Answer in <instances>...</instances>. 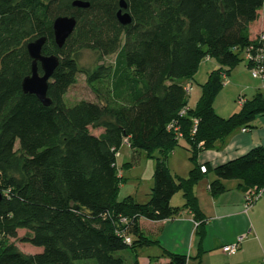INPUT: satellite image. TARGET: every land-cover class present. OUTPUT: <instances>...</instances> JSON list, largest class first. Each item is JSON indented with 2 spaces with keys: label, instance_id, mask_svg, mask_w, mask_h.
<instances>
[{
  "label": "trees",
  "instance_id": "trees-1",
  "mask_svg": "<svg viewBox=\"0 0 264 264\" xmlns=\"http://www.w3.org/2000/svg\"><path fill=\"white\" fill-rule=\"evenodd\" d=\"M73 1L0 0V264L86 259L125 264L117 251L159 242L143 234L141 217L163 220L185 208L201 228L194 187L205 173L198 154L236 129L252 126L264 113L263 92L245 99L228 117L214 108L224 77L241 61L251 66L247 54L260 42L258 36L250 38L249 25L264 10V0H125L132 17L126 25L117 18L120 0H84L86 8ZM58 16L77 20L62 47L53 29ZM42 36V52L59 57L47 90L50 105L22 88L32 69L27 44ZM83 49L114 58L89 70L79 64ZM205 57L219 67L210 71L199 99L189 105L183 81L193 82ZM79 73L85 74L95 100L68 106L64 96ZM171 123L175 128H169ZM91 127L103 131L96 135ZM125 140L156 160L150 197L143 203L132 195L119 197L123 175L117 152ZM180 146L193 162L187 177L173 174L167 164ZM213 172V194L225 190V179L240 180L246 190L263 188L264 145ZM178 191L185 199L181 206L171 204ZM20 229L27 231L21 240L41 249L20 251L11 241ZM126 236L134 237L131 244ZM164 253L168 261L162 264H188L186 254ZM132 264H139L137 257Z\"/></svg>",
  "mask_w": 264,
  "mask_h": 264
},
{
  "label": "crops",
  "instance_id": "crops-1",
  "mask_svg": "<svg viewBox=\"0 0 264 264\" xmlns=\"http://www.w3.org/2000/svg\"><path fill=\"white\" fill-rule=\"evenodd\" d=\"M261 31H264L263 9L259 10L258 18L249 25L250 38H256ZM211 59L208 61H212ZM214 62L216 64L207 71L205 81L210 71L219 67L218 63ZM189 83H185L189 88L187 94L192 95L193 88H190ZM224 86L225 91L233 90L235 96L233 100H226L227 96L225 99L215 98L214 108L223 117H228L240 109L242 104L235 103L238 95H243L247 99L256 93H264V81L251 75L246 60L241 61L228 76L224 77ZM195 94L198 100L201 88L199 92L195 90ZM189 105L193 104L189 103ZM98 129V132L93 133L99 135L103 131L102 128ZM258 145H264V113L258 115L253 125L246 130L240 127L224 142H218L214 148L201 151L197 156V164H205L207 172L195 185L194 193L203 213L204 224L200 228L193 212L187 208L181 210L178 215L163 220L141 217L138 224L143 234L159 242L133 249L130 264L135 257L139 264H148L151 257L155 258L156 264H162L168 261L164 250L186 254L189 256L188 264H264V187L259 198L246 212L243 210L246 189L240 180H223L225 190L218 194H213L210 187L211 182L216 178L214 167L242 156ZM176 150L175 148L169 155L167 164L173 174L187 177L193 163L186 164L183 159L180 161L178 158L180 155ZM150 192L151 189L146 192V199L129 195L143 203L148 201ZM184 203L182 191L175 193L171 199V204L175 206ZM238 235H244L239 250L233 254L225 253L222 249L223 245L233 242Z\"/></svg>",
  "mask_w": 264,
  "mask_h": 264
},
{
  "label": "rangeland",
  "instance_id": "rangeland-1",
  "mask_svg": "<svg viewBox=\"0 0 264 264\" xmlns=\"http://www.w3.org/2000/svg\"><path fill=\"white\" fill-rule=\"evenodd\" d=\"M113 58L114 55L100 57L96 51L83 49L81 51L79 64L83 68L93 70L100 64H108L112 62ZM208 59L210 60L211 58L205 57L201 62L193 82L189 83L190 81H183V83H189L190 88H193L192 95L187 96L188 102L192 103L193 105L197 101L195 90L196 92H199V84L205 81L207 71L212 69L214 64H216L214 59H211L212 61H208ZM217 96V99L222 97L225 99L227 96L226 100H233L235 93L230 89L225 91L224 86ZM81 99L95 100V94L88 86L84 73H79L77 82L68 89L66 95L64 96V100L68 106L74 105ZM235 103L240 105L239 95L236 98ZM98 130V128L91 127L92 132H98ZM122 146L123 147H120L117 152V165L119 166V171L121 170L120 173L123 175L119 197L124 198L129 194H133L137 198L146 199L145 194L147 191H150L153 185V172L156 160L145 150H139L135 152V150L133 151L131 148H129V145L125 142L122 144ZM176 149L178 155H180V157H178L180 161L183 159L186 164L187 162L193 163L190 160L189 152H187L184 147L180 146ZM156 154L157 152H154V155ZM26 233L27 231L25 229L18 230V237L11 238V241H13L18 249L23 253H34L40 250V248L20 239ZM116 254L123 256L125 259V264H130L131 256L133 255V249L131 247H127L117 251ZM75 264H96V262L93 259H86L76 260Z\"/></svg>",
  "mask_w": 264,
  "mask_h": 264
},
{
  "label": "water",
  "instance_id": "water-1",
  "mask_svg": "<svg viewBox=\"0 0 264 264\" xmlns=\"http://www.w3.org/2000/svg\"><path fill=\"white\" fill-rule=\"evenodd\" d=\"M73 5L80 8L89 6L84 0H74ZM119 22L126 25L132 21L131 14L127 11V3L120 0L117 11ZM77 20L74 16H58L53 22L55 41L62 47L66 39L73 33ZM46 41L44 36L37 38L27 44L28 52L32 58L31 74L24 77L22 88L24 92L35 94L44 105H50L51 99L47 96L49 80L59 63V57L55 54H44L43 45ZM39 67L42 73L39 72ZM1 198V194H0Z\"/></svg>",
  "mask_w": 264,
  "mask_h": 264
},
{
  "label": "built area",
  "instance_id": "built-area-1",
  "mask_svg": "<svg viewBox=\"0 0 264 264\" xmlns=\"http://www.w3.org/2000/svg\"><path fill=\"white\" fill-rule=\"evenodd\" d=\"M260 46L256 49V51L253 53H248L247 54V60L250 61L251 66H250V71L251 75L254 78H260L261 80L264 81V31H261L258 34ZM209 58V57H208ZM186 93L189 92V88H185ZM240 103H244L245 98L243 95L239 96ZM186 111V108L181 111V114H184ZM195 124L198 123V119H194ZM175 124L171 123L169 124V128H175ZM176 130H178V127H176ZM243 130H246V128H243ZM195 131V129L193 130ZM181 136V133L178 134ZM200 170L201 172L205 173L207 172V167L205 164L200 165ZM262 192V188L257 189L256 187L253 188H248L245 191V202L243 205V210L246 212L252 205L253 203L259 198L260 194ZM122 221H127L125 218L122 219ZM244 239V235H238L237 238L230 243H227L223 245L222 249L225 253L227 254H233L237 252L240 248V245ZM125 242L128 244L132 243V239L130 236L125 237Z\"/></svg>",
  "mask_w": 264,
  "mask_h": 264
}]
</instances>
